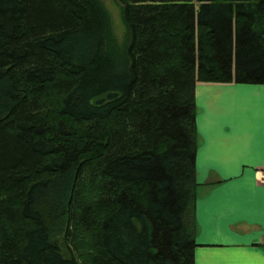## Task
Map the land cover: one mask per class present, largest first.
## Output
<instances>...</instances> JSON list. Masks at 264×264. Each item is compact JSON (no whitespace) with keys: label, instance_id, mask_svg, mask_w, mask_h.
<instances>
[{"label":"trees","instance_id":"trees-1","mask_svg":"<svg viewBox=\"0 0 264 264\" xmlns=\"http://www.w3.org/2000/svg\"><path fill=\"white\" fill-rule=\"evenodd\" d=\"M115 1L123 50L99 0H0V264H194L195 86H264V0Z\"/></svg>","mask_w":264,"mask_h":264},{"label":"crops","instance_id":"crops-1","mask_svg":"<svg viewBox=\"0 0 264 264\" xmlns=\"http://www.w3.org/2000/svg\"><path fill=\"white\" fill-rule=\"evenodd\" d=\"M194 264H264V87L195 86Z\"/></svg>","mask_w":264,"mask_h":264},{"label":"rangeland","instance_id":"rangeland-1","mask_svg":"<svg viewBox=\"0 0 264 264\" xmlns=\"http://www.w3.org/2000/svg\"><path fill=\"white\" fill-rule=\"evenodd\" d=\"M103 8L105 9L108 18H109V26H108V44L113 49L117 48L118 50H123V46L126 44L128 40L127 29L125 24L121 18L120 6L115 0H99ZM236 86L240 87H261L263 85H255V84H236ZM264 87V86H263Z\"/></svg>","mask_w":264,"mask_h":264},{"label":"water","instance_id":"water-1","mask_svg":"<svg viewBox=\"0 0 264 264\" xmlns=\"http://www.w3.org/2000/svg\"><path fill=\"white\" fill-rule=\"evenodd\" d=\"M116 97H117V94H114V93H108V94L105 96V98L97 99V100L95 101V105H100V104H102L105 100H112V99H114V98H116Z\"/></svg>","mask_w":264,"mask_h":264},{"label":"built area","instance_id":"built-area-1","mask_svg":"<svg viewBox=\"0 0 264 264\" xmlns=\"http://www.w3.org/2000/svg\"><path fill=\"white\" fill-rule=\"evenodd\" d=\"M260 181L261 182H264V173H262L261 178H260ZM263 243H264V240H263Z\"/></svg>","mask_w":264,"mask_h":264}]
</instances>
